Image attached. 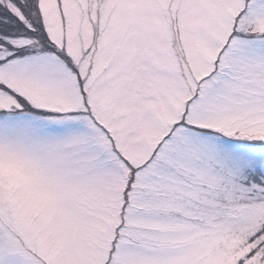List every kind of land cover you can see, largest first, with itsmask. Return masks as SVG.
Here are the masks:
<instances>
[{
    "label": "snow or ice",
    "instance_id": "6c2138e0",
    "mask_svg": "<svg viewBox=\"0 0 264 264\" xmlns=\"http://www.w3.org/2000/svg\"><path fill=\"white\" fill-rule=\"evenodd\" d=\"M0 264H264V0H0Z\"/></svg>",
    "mask_w": 264,
    "mask_h": 264
}]
</instances>
